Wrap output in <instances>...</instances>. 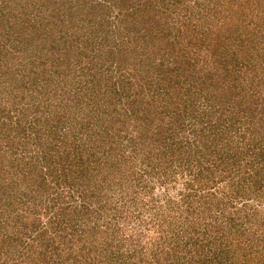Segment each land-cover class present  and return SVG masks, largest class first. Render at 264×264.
Listing matches in <instances>:
<instances>
[{
  "label": "rangeland",
  "instance_id": "obj_1",
  "mask_svg": "<svg viewBox=\"0 0 264 264\" xmlns=\"http://www.w3.org/2000/svg\"><path fill=\"white\" fill-rule=\"evenodd\" d=\"M0 264H264V0H0Z\"/></svg>",
  "mask_w": 264,
  "mask_h": 264
}]
</instances>
